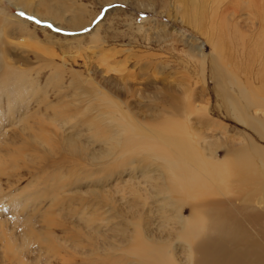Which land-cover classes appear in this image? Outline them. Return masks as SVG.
Listing matches in <instances>:
<instances>
[{"label":"rangeland","instance_id":"obj_1","mask_svg":"<svg viewBox=\"0 0 264 264\" xmlns=\"http://www.w3.org/2000/svg\"><path fill=\"white\" fill-rule=\"evenodd\" d=\"M0 88L2 192L27 191L16 199H27L24 212L0 205L8 208L0 214V264H109L101 247L120 243L112 228L122 224V198L146 204L145 214L160 197L148 199L144 182L156 170L140 157L116 161V169L95 164L106 147L83 122L111 116L117 104L145 129L173 118L200 150L221 159L248 150L259 165L250 145L264 147V137L249 119L264 118V109L243 92L260 101L255 92L264 90V0H0ZM61 184L66 203L50 208ZM82 213L104 219L95 237ZM160 217L150 227L158 230Z\"/></svg>","mask_w":264,"mask_h":264},{"label":"bare ground","instance_id":"obj_2","mask_svg":"<svg viewBox=\"0 0 264 264\" xmlns=\"http://www.w3.org/2000/svg\"><path fill=\"white\" fill-rule=\"evenodd\" d=\"M17 73L19 74V72ZM26 87L28 86L26 85ZM11 89L10 87L9 91ZM242 90L241 87L240 91ZM257 92L255 95L261 94L260 101L253 100L246 92H243L244 100L248 105L264 109V90ZM103 96L105 97V94ZM225 97L231 108H234L235 104L232 98L229 95H225ZM100 106L98 105L97 108ZM86 107L85 109L88 108ZM101 107L103 108V106ZM111 107L113 109H110ZM111 107H107V109L118 112V114L122 113L121 108L118 110L120 106L117 104L111 105ZM90 108H88L89 111H92ZM251 108L248 107L242 113L243 117L251 115L249 113ZM103 109L105 112L108 111L105 107ZM78 111L81 114L79 109ZM79 112L76 113L79 114ZM112 112L111 116L103 113L98 119L94 118L93 120L91 116L90 119L83 122V126H87L90 130L92 138L100 140L101 145L104 144L102 147H106L102 153L93 155L98 156L93 158L95 164L104 163L103 168H105V166L108 167V164L112 165L116 161L121 163H130L131 159L136 161V159L133 160L134 157H140L145 163L148 160L152 161L148 163L149 166L155 165L153 166L156 173L149 176L151 170L148 168L149 175L147 177L145 175L146 179L144 178V182L150 184L151 188L149 189L153 192L147 195V198L160 197L153 200L145 214H142V210L146 204L143 207V204L141 205L138 200L122 198L126 204L125 207L123 206L124 210L120 212L122 224L119 226L121 228L118 229L117 226L112 228L114 235L121 236L120 243H109L106 247H101L107 250L105 258H109L111 262L109 264H264V147L255 143L250 145L252 152L259 157V165L248 150H240L233 156L221 159L212 149L207 152L200 150L195 144L197 142L194 143L192 140L187 127L181 124L182 121L167 117L162 121L156 119L157 122L154 121L153 125L145 129L139 122L126 118L122 114H120V118L115 117L117 116L115 114L113 117ZM164 115L166 114L164 113L161 117H165ZM108 117H110L108 123L111 126L105 125ZM249 121L264 137V118H251ZM24 140L27 148V138ZM69 140L71 141L72 138ZM82 149L84 148L82 147ZM75 150L72 147V154H75ZM79 152L82 151L78 150ZM228 152L229 149H226V153ZM158 160L160 163H157ZM25 167H27V163ZM110 168L116 169L117 167L112 165ZM126 180L124 185L127 184ZM133 182L132 180L131 183L133 184ZM9 184L13 185L10 181ZM138 185L136 188L140 186ZM56 188L58 187L55 186ZM2 189L0 182V205L5 202L6 204H16L12 208L13 213L16 214L27 209V199L20 204L16 203V199L20 201V198L24 197V192H27L24 191L25 189L20 192L21 196L9 192L4 193ZM149 189L144 185L145 191ZM61 190L66 192L64 184H61L57 192L53 194L55 195L53 197L56 198L52 199L51 205H48L50 208L58 205L63 206L66 203L59 202L58 196L62 193ZM96 193L98 195V192ZM48 203L50 204L49 201ZM183 204H186V207ZM257 205H260L262 210H258ZM0 208V214L8 210V208L4 210L3 207ZM187 210L189 215L186 217L184 212ZM159 211L161 213L160 225L158 230H155L150 227V224L153 222L154 214ZM78 218L90 227L92 233L88 235L95 237L99 234V231L94 227H96V222L98 225V222L104 219L100 220L94 215L85 213H82ZM23 223L27 224V217L23 219ZM155 232L158 234L155 235ZM22 244H24L23 241ZM91 264H93L92 261Z\"/></svg>","mask_w":264,"mask_h":264},{"label":"snow or ice","instance_id":"obj_3","mask_svg":"<svg viewBox=\"0 0 264 264\" xmlns=\"http://www.w3.org/2000/svg\"><path fill=\"white\" fill-rule=\"evenodd\" d=\"M23 15V13H21Z\"/></svg>","mask_w":264,"mask_h":264}]
</instances>
